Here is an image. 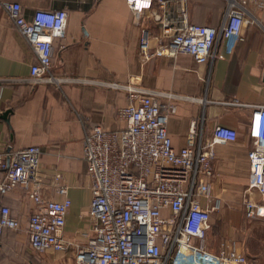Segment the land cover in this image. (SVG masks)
Wrapping results in <instances>:
<instances>
[{
  "label": "crops",
  "instance_id": "crops-1",
  "mask_svg": "<svg viewBox=\"0 0 264 264\" xmlns=\"http://www.w3.org/2000/svg\"><path fill=\"white\" fill-rule=\"evenodd\" d=\"M170 1L178 8L179 0ZM187 3L191 23L220 26L225 0ZM23 6L28 19L37 8L69 12L67 35L55 44L51 69L65 81L60 86L31 84L36 54L0 5V115L9 112L7 119L0 118V151L28 146L44 151L39 168L43 196L60 200L57 187L66 185L72 201L66 238L85 242L87 219L82 215L92 201L91 180L82 159L85 133L96 125L121 126L116 112L128 103V92L109 84H133L170 95L162 101L176 106L167 125L176 150L197 144L201 136L210 139L218 125L238 131L234 142L215 147L213 196L222 201V208L213 217L207 248L219 253L226 244L245 255L246 264H264V238L248 234L241 239L239 234L249 222L264 226V218L247 219L243 205L250 174L252 107L264 104V12L253 11L255 20L244 27L240 38L219 43V58L199 64L184 53L144 61L139 55L142 30L155 35L159 28L145 16L137 17L126 0H34L24 1ZM253 197L260 198L256 192ZM4 200L18 218L28 208L21 189ZM224 223L231 235L219 242L216 231ZM23 225L0 237V264H76L74 251H32L26 222Z\"/></svg>",
  "mask_w": 264,
  "mask_h": 264
},
{
  "label": "built area",
  "instance_id": "built-area-1",
  "mask_svg": "<svg viewBox=\"0 0 264 264\" xmlns=\"http://www.w3.org/2000/svg\"><path fill=\"white\" fill-rule=\"evenodd\" d=\"M24 1L34 0L0 1V5L36 54L30 82L60 86L65 80L51 69L55 44L67 35L69 12L37 8L28 19ZM225 1L216 28L191 23L187 0H179L176 9L170 0H126L137 17L145 16L159 28L155 35L142 30L140 57L148 61L184 53L199 64L219 58V43L240 38L244 27L255 20L253 11L264 12V0ZM109 86L127 91L128 103L116 112L119 128L96 125L83 139L82 159L92 192L90 207L82 215L87 219L85 242L65 235L72 206L68 187L58 185L60 200L43 196L39 168L44 151L38 146L0 151V237L22 228L4 200L21 189L32 203L26 229L35 253L72 250L76 264H246L247 257L229 245L224 244L219 253L207 248L211 215L220 207V199L213 196L215 147L234 142L238 131L218 125L210 139L201 136L197 144L176 150L167 129L176 106L162 101L170 95L133 84ZM252 108L244 206L246 217L257 219L264 218V104ZM255 192L260 198L253 197Z\"/></svg>",
  "mask_w": 264,
  "mask_h": 264
},
{
  "label": "rangeland",
  "instance_id": "rangeland-1",
  "mask_svg": "<svg viewBox=\"0 0 264 264\" xmlns=\"http://www.w3.org/2000/svg\"><path fill=\"white\" fill-rule=\"evenodd\" d=\"M24 201L26 202L28 208L24 209V211L20 214H18L19 216V220H20V223H21V227L24 226L23 225V221L26 222V225L28 224V220H29V215L30 213L33 212V208H32V203L24 196ZM244 205V204H243ZM31 206V207H29ZM222 206V201L220 200V207L218 210H216V212L212 213L211 215V220H210V227H209V231L212 230V226H213V217L215 215H219L220 213V208ZM248 219V218H247ZM223 227L217 229L216 231V237H218L219 239V242L220 241H228L229 240V237L231 235V229H229V226L227 224H223L222 225ZM240 233V238L241 239H245L246 236L248 234H252L254 237H263L264 238V226L260 223V224H251L250 222L249 223H246L242 226V229L239 231ZM68 252H73L72 250H69Z\"/></svg>",
  "mask_w": 264,
  "mask_h": 264
},
{
  "label": "water",
  "instance_id": "water-1",
  "mask_svg": "<svg viewBox=\"0 0 264 264\" xmlns=\"http://www.w3.org/2000/svg\"><path fill=\"white\" fill-rule=\"evenodd\" d=\"M9 112H5L3 115H0V118L7 119Z\"/></svg>",
  "mask_w": 264,
  "mask_h": 264
}]
</instances>
